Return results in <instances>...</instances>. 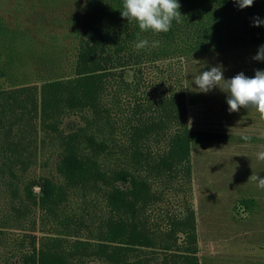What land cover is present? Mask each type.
<instances>
[{
	"label": "trees",
	"instance_id": "obj_1",
	"mask_svg": "<svg viewBox=\"0 0 264 264\" xmlns=\"http://www.w3.org/2000/svg\"><path fill=\"white\" fill-rule=\"evenodd\" d=\"M178 3L181 22L173 21L168 32L140 33L149 45L137 50L135 43L140 30L136 21L121 17L123 0H87L89 18L81 29L74 76L2 93L0 184L11 198L2 209L1 228L23 223L28 215L27 204L32 203L41 210L42 217L59 218L64 229L69 226L63 212L68 190L79 185L94 186L99 181L108 183L110 179L112 188L107 190L106 203L118 216L109 223L108 231L97 239V244L91 241L94 238L79 236L70 241L58 229L49 233L40 246L33 243L31 251L23 256L26 264H86L93 255L111 264H148L146 251L156 248L165 253L166 260L173 253L176 264H200L192 204L185 205L183 214L169 220V228L163 233L147 225L143 216L159 197L151 188L152 177L166 182L179 181L183 176L186 185L191 186L193 143L216 141L219 134L190 129L184 90L153 100L135 97L123 118L115 107H119L121 94L139 91L140 80H125L128 69L134 68L137 77L142 76L146 65L170 58L210 55L238 48L248 40L264 45V24L253 26L254 17L264 20V0H254L252 6L244 9L233 0H178ZM153 41H158V46L153 47ZM107 98L114 102L108 103ZM70 113L80 114L87 128L59 136L63 149L57 172L65 185L44 178L41 195L37 197L33 190L35 181L26 176L31 162L25 152L26 137L15 140L17 137L12 133L19 121L25 120L30 125L32 118H39L43 129L58 131L61 118ZM119 136H124V143L119 144ZM118 145L127 149L126 156L132 165L113 170L109 176L104 168L110 167L106 158L114 157ZM119 182L129 186L121 188ZM179 234L184 236L183 246L178 244ZM139 250L143 255L136 254L133 258V253Z\"/></svg>",
	"mask_w": 264,
	"mask_h": 264
},
{
	"label": "rangeland",
	"instance_id": "obj_2",
	"mask_svg": "<svg viewBox=\"0 0 264 264\" xmlns=\"http://www.w3.org/2000/svg\"><path fill=\"white\" fill-rule=\"evenodd\" d=\"M86 2L0 0V98L22 87H40L49 81L74 76L81 29L89 18ZM259 47L248 40L238 48L214 51L210 55L170 58L146 65L142 76L137 77L134 68L128 69L125 80H140L139 91L121 94L119 107H115L123 118L135 97L153 100L159 95L184 90L190 129L219 134L216 141L193 143L191 186L186 185L183 176L179 181L166 182L152 177L151 188L159 197L143 216L147 225L163 233L169 228V220L183 214L185 205L192 204L196 213L200 264H264V189L251 178L264 177V161L256 155L264 151V120L251 107L229 112L225 92L217 87L202 93L193 81L195 74L216 65H222L225 79L241 72L254 77L255 70H264V61L253 59ZM107 102L114 100L107 98ZM58 127V131L43 129L39 118H32L30 125L25 120L19 121L12 133L17 137L15 140L26 137L25 152L31 157L26 176L35 181L33 190L37 197L41 195L44 178L65 185L57 172L63 149L59 136L87 128L86 121L75 113L64 115ZM244 136L251 139L245 141ZM117 140L121 144L125 139L119 136ZM118 146L114 157L106 158L110 167L104 168L109 176L113 170L132 165L126 156L127 149ZM87 152L91 151L87 149ZM110 181L68 190L63 212L69 226L64 229L59 218L42 217L41 210L28 203L25 210L28 215L23 223L6 229L0 226V264H26L22 258L31 251L33 243L40 246L42 239L57 229L70 241L80 237L94 238L91 241L99 243L97 239L108 231L109 223L118 219L106 203L107 190L112 188ZM117 185L129 186L120 182ZM10 198V193L2 191L0 184V218ZM16 202L19 204L21 199ZM177 239L179 245L185 244L183 235L179 234ZM146 252L148 264H164L165 261L176 264L173 253L166 260L160 249ZM136 254L143 255V252H134L133 258ZM86 264L111 263L93 255Z\"/></svg>",
	"mask_w": 264,
	"mask_h": 264
},
{
	"label": "clouds",
	"instance_id": "obj_3",
	"mask_svg": "<svg viewBox=\"0 0 264 264\" xmlns=\"http://www.w3.org/2000/svg\"><path fill=\"white\" fill-rule=\"evenodd\" d=\"M240 8L244 9L253 5L254 0H233ZM180 4L178 0H123L121 17L128 21H136L140 32L137 33V50L144 49L149 45L146 38H141L142 32H168L173 21L181 22ZM253 26L259 27L264 20L259 17L253 18ZM158 41H153L152 46H158ZM254 60L264 61V45H261ZM193 81L198 90L208 93L213 88H219L227 94L229 112L239 111L240 108H253L261 120H264V70H255L254 77L249 78L243 72L232 78L225 79L222 65L212 66L210 70L201 71L193 76ZM245 141L251 137H242ZM257 159L264 161V151L257 154ZM257 186L264 189V177L253 176Z\"/></svg>",
	"mask_w": 264,
	"mask_h": 264
}]
</instances>
